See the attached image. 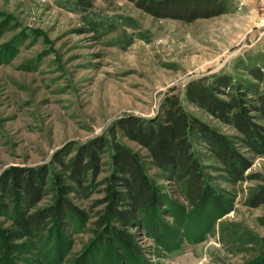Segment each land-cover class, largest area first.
I'll return each instance as SVG.
<instances>
[{
    "label": "rangeland",
    "instance_id": "374dc122",
    "mask_svg": "<svg viewBox=\"0 0 264 264\" xmlns=\"http://www.w3.org/2000/svg\"><path fill=\"white\" fill-rule=\"evenodd\" d=\"M219 2L223 14L185 23L156 19L126 0H0V178L14 167L61 172L55 159L68 162L123 118L161 117L172 95L247 163L238 180L208 143L197 141L210 189L193 208L184 184L157 170L142 147L123 140L163 197L160 207L139 212L126 230L135 248L119 242L123 226L100 204V187L70 196L83 217L69 214L61 226L50 221L46 234L17 240L9 250L3 236L15 231L19 210L0 192V264H264V205L252 208L250 202L264 187V149L244 142L230 122L233 112L220 118L186 96L190 86H215L222 77L247 98L250 111L264 95L258 2ZM230 94L221 88L215 97L228 103ZM251 114L264 127L262 115ZM101 162L95 184L113 172L109 153ZM45 193L42 203L24 211L51 207L50 185ZM105 216L110 222L98 230Z\"/></svg>",
    "mask_w": 264,
    "mask_h": 264
},
{
    "label": "trees",
    "instance_id": "16d2710c",
    "mask_svg": "<svg viewBox=\"0 0 264 264\" xmlns=\"http://www.w3.org/2000/svg\"><path fill=\"white\" fill-rule=\"evenodd\" d=\"M126 1L156 19H177L185 23L218 17L225 12L219 0ZM251 75L260 80L258 70H253ZM215 83V86H190L187 99L210 112L221 113L220 118L227 111L233 112L230 122L244 137V142L250 148L264 149V127L258 126L251 114L257 112L264 119V95L258 99V107H252L250 111L247 98L234 94L237 88L231 79L222 77ZM221 88L232 92L228 96V103L215 97ZM161 115L147 121L133 116L117 121L101 138L77 149L68 162L55 159L53 163L61 168V172L49 170L48 167L40 170L14 167L5 171L0 178V192L10 200L13 208L19 210L13 220L15 231L4 232L3 240L7 248L12 250L17 240L46 234L52 224L50 221L61 226L69 214L83 217L70 196L75 191L89 195L104 187L101 192L105 198L100 204H107L111 219L123 226V230L117 232L119 242L134 249L133 237L126 230L135 223V216L139 212L150 214L160 207L163 197L147 175L146 165L140 155L126 146L123 140L142 147L157 170L169 175L171 180L184 184L187 201L193 208L203 204L210 189L197 141L208 143L211 152L227 167V172L243 180V168L247 166L243 157L235 152L225 137L188 114L178 95L165 98ZM107 153L110 155L113 172L110 177L95 184L101 173V156ZM48 185L55 195L54 204L44 211H24L23 208L30 210L42 203ZM250 202L252 208L264 205V187L259 188ZM107 222H110L107 216L102 217L98 230L104 229Z\"/></svg>",
    "mask_w": 264,
    "mask_h": 264
},
{
    "label": "built area",
    "instance_id": "2783aa9c",
    "mask_svg": "<svg viewBox=\"0 0 264 264\" xmlns=\"http://www.w3.org/2000/svg\"><path fill=\"white\" fill-rule=\"evenodd\" d=\"M257 2H258V5H259V7H260V12H261V14H262V25H264V0H257Z\"/></svg>",
    "mask_w": 264,
    "mask_h": 264
}]
</instances>
